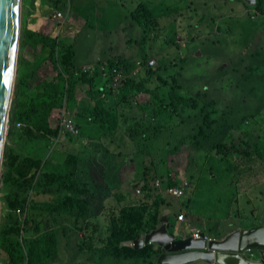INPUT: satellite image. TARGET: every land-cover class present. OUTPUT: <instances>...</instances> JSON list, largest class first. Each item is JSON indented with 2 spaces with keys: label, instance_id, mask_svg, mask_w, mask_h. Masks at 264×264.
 I'll use <instances>...</instances> for the list:
<instances>
[{
  "label": "crops",
  "instance_id": "crops-1",
  "mask_svg": "<svg viewBox=\"0 0 264 264\" xmlns=\"http://www.w3.org/2000/svg\"><path fill=\"white\" fill-rule=\"evenodd\" d=\"M126 2L127 0H94L93 5L88 10H84L85 18L80 14H73L71 18H74L79 27L83 28L87 23L101 19V15H104V19L108 20L111 14L119 13ZM139 2L142 1H138L135 8ZM61 3L65 5L63 0ZM199 4L203 5V8H200ZM54 5L55 0H22L24 33L26 32L28 36H32L34 32L41 33L40 30L31 26L33 23L41 21L38 15L42 10H51ZM55 8L57 5L53 10ZM185 8L188 13H185ZM151 9L158 16V27L154 31H158L161 37H163V31L160 28H163V25L160 20H172L177 17V26L182 20L188 21L189 31L188 34H184V37L188 38L185 39V46L192 47L194 58L201 57L204 50L209 51L211 45L218 42L212 41L217 35L224 39L223 44L218 47V55L206 64L208 73L212 76L206 77L201 86L189 84L185 88L177 75L169 83L163 81L162 76H159V79L156 75L148 76L150 91H140L141 93L135 95L134 98L138 99L135 105L128 101L116 103L115 95L106 93H103L97 102L96 98H92L87 92L89 85L87 83L80 84L78 98L85 100L89 97V105L96 108L98 116L106 120L111 118L112 121L104 126L94 121L89 115L83 114L86 112L80 111V114L73 115L78 123L80 134L77 136L67 134L58 145L67 148L68 154H76L74 161L77 177L76 193L84 199V203L87 205V214L76 216L69 210H62L60 214L53 213L55 216L49 217L48 220L47 217L45 218L47 220L45 227L56 228L57 232V253L52 257L59 254V241H61L64 260L76 261V264H101L99 258L111 256L120 261L133 260L136 263L163 264L157 261V257L153 262H149L145 258H119L105 253V240L114 213L127 207L150 206L154 198L159 200L160 195L166 193L163 185L168 170L176 184H179L184 178L190 179V185L185 189V195L183 194L182 198L165 194L166 200L162 202V204L169 203L163 206L162 215L167 216L168 230L176 233L177 237L186 236L192 233L193 229L204 230L211 237H224L236 228L256 224L258 214L264 208V9L257 11L253 5L244 0L188 1L183 8L177 7L176 4H169L167 10L162 8L159 14L153 8ZM36 10L38 11L37 15ZM250 11L253 14L246 15ZM195 16L198 17L195 18ZM206 16L212 18V27L208 26ZM218 16H222L223 21L220 25L215 26ZM129 20L132 23L123 25L120 28L121 33L116 36L117 49L111 46L101 53L95 51L91 58L76 64L120 56L135 60H147L154 57L158 65L160 61L157 57V53L160 52L157 49L158 40L154 41L155 48L152 52L141 48L147 42L143 36V28L131 16V13ZM55 23L53 19V25ZM129 26L131 29H136L139 36L129 35ZM111 28L103 29V35L107 39L113 37ZM214 29L217 30L216 36L208 40L207 38L213 34ZM43 33L51 34L46 31ZM66 35L72 36V39L75 37V33ZM198 37L200 40L197 39ZM34 39L39 45V38L34 36ZM133 39H135L134 45L132 44ZM207 40L208 42H204ZM140 42L142 45L139 47L137 45ZM151 45L153 46V44ZM176 48L178 53L172 60L178 62L167 66L179 64L181 58H183L181 62L185 63L183 53L179 50L180 45H177ZM168 62L170 63L171 60ZM208 64L211 65L209 68ZM42 67L43 65L39 69L42 70ZM46 67L45 64L44 68ZM163 69L167 70V68ZM159 71L158 73H160ZM179 94L194 96L199 105L206 102L205 100L214 103L211 110L213 124L209 123L210 127H205L200 135L199 124H202L200 122L202 115L199 114L200 108L197 107V102L190 101L189 104L175 111L178 106L175 105V102L182 100ZM145 99L148 101L147 104L143 101ZM167 107H170L169 110ZM176 116L181 119L177 124H172V119ZM181 127L190 131L196 130L195 135L192 140L185 143L181 154H175L174 162L171 161L167 168L161 167L158 163L159 158L155 156L157 151L145 153L143 148L147 144L137 138V135L141 133L146 140L152 138L159 140V135L169 131L174 132L176 128ZM20 140V136L16 134L11 136L8 132L6 138L8 143L18 148ZM244 140L251 141L257 149L245 146V149L252 152L249 156L243 152H237L227 158L222 147H218L219 151L214 148L217 143L243 144ZM176 145L177 140L174 146ZM122 147L123 149H121ZM188 149L190 153L186 156L185 163L180 162ZM202 151L205 152L203 161H210L211 164L207 168L200 167L197 172L196 159ZM59 156L60 154L57 153L54 157L55 165L60 160ZM145 157L149 162L146 163ZM163 163H165L164 159ZM218 174L222 178L220 184L211 186L207 183V178H216ZM155 177L163 179L161 188H156L153 185ZM146 180H150L149 184H144ZM139 186L142 190L140 193L135 191V188ZM209 187L221 191L227 188L234 189L229 198V210L222 219L212 212L209 215H202L193 208L189 209V204L186 205L183 201L189 190L192 196L188 199L189 203L192 199L197 202L201 201L204 190ZM239 189H242L247 195V203H251L254 199L253 210L245 212L239 205ZM150 190L156 191L155 197H150ZM33 192L30 204L26 209H29L31 219H33L32 214L36 212L51 213L50 206H46V203L50 200L49 197L52 198V194L55 193L50 191ZM181 210L185 212V215L183 219L179 220L177 215ZM57 215L62 223L54 222L58 221L56 220ZM35 220L40 221V219ZM38 224L36 223L35 226L30 223L29 232H25V236H34ZM57 226L61 228L57 230ZM1 256L8 259L7 254H1ZM2 261L5 262L3 258ZM186 264L207 263L199 259Z\"/></svg>",
  "mask_w": 264,
  "mask_h": 264
},
{
  "label": "trees",
  "instance_id": "trees-1",
  "mask_svg": "<svg viewBox=\"0 0 264 264\" xmlns=\"http://www.w3.org/2000/svg\"><path fill=\"white\" fill-rule=\"evenodd\" d=\"M253 6L257 11L263 10L264 0H257ZM131 16L145 28L146 34L149 30L158 27V16L145 3L139 2L135 10L131 12ZM34 36L39 38L38 46L40 47V51L34 59L37 66L30 71L22 72L18 79L19 96L15 101V107H13L12 119L14 122L20 121L22 124L17 127L16 123H13L10 129L11 136L16 134L21 137V140L24 136L32 140L37 135L43 139L56 136L59 126L50 127V117L53 112L63 105L77 115L81 113L80 111L86 112L83 114L89 115L94 121L106 126L112 119L100 118L96 108L89 105V97L85 100L78 98L81 83L89 85L87 92L92 98H96L97 102H99L101 95L106 93L114 94L117 100L116 103L128 101L130 104L135 105L138 101L134 98L135 95L150 91L149 78L147 77L156 75L159 79V76H161L158 73L159 70L178 62L171 60L170 63H166L165 59L161 58L159 64L155 65L156 67L146 66L139 75L124 77L114 86L111 80L113 69L116 67L130 73L135 66V59L111 56L106 60L101 59L91 62L94 64L91 69H83L81 68L82 64L77 65L75 63L76 50L71 38L37 32L32 33L33 38ZM45 64L47 65L46 68H44ZM40 65H43L42 70L39 69ZM101 65L105 67L106 76H104ZM53 69L56 70L55 78L50 75ZM173 77L174 75L162 76V80L169 83ZM179 97H182V100L175 102V105H178L175 111L189 104L190 101L197 102V107L200 108L199 114L202 115L200 120L202 124H199L200 135L205 127H210L209 123L213 124L211 110L214 103L204 99L206 102L199 105L194 96H181L179 94ZM143 101L145 104L148 102L147 99ZM169 108L167 107L168 110ZM71 117L75 120L74 116L71 115ZM195 131L182 127L176 128L174 132L169 131L168 135L176 136L177 139V145L172 147L171 151H178L183 144L192 140ZM79 134L80 131L77 134L68 133L69 136ZM180 134H182L181 137ZM245 146L255 148L254 144L248 140H244L243 144L217 143L214 148L219 151L218 147H222L225 157L229 158L231 154L237 152H243L247 156L251 155L252 152L245 149ZM19 147L8 145L6 148L7 168L3 174L2 190L6 201L7 215L0 226V248L7 253L9 264H41L57 253L58 238L56 228L49 229L45 227L43 229L44 226L41 224H38L36 231L34 230L36 232L34 236H25V232H29L30 223L35 224V226L36 223H40L35 219H31L30 212L28 216L26 214L23 217L29 206L30 190L32 189L36 193L50 190L57 191L54 200L46 201V206H50L49 209L52 211V215L55 213L60 214L62 210H69L70 213H74L76 216L86 215L87 205L84 203V199L76 193L77 177L76 164L74 163L76 154H67L60 158L55 165L54 157L37 156V148L31 150L29 148V151L28 149L23 151ZM255 150L257 149L255 148ZM174 180L168 170L163 187L167 188L169 185L175 184ZM149 182L150 180H146L144 184H149ZM60 192L63 194L60 195ZM165 194L167 193L161 194L159 200L154 198L150 206L127 207L114 213L105 240V253L119 258L140 257L153 262L161 250L158 245L149 242L135 248L127 241L134 240L138 235L149 232L158 226L163 214V206L169 204H162L166 200ZM155 196L156 191L150 190V197ZM18 208L23 211V219L16 212Z\"/></svg>",
  "mask_w": 264,
  "mask_h": 264
},
{
  "label": "rangeland",
  "instance_id": "rangeland-1",
  "mask_svg": "<svg viewBox=\"0 0 264 264\" xmlns=\"http://www.w3.org/2000/svg\"><path fill=\"white\" fill-rule=\"evenodd\" d=\"M63 1L65 2V5L61 3V0H58V1L55 0L54 7H56L57 5V6L63 7V8L57 7L58 9L68 10V17L71 19L73 27L68 28L67 31H63L62 36L69 37L72 39V36H67L66 34L71 35L75 33V37L72 39V41L74 43L75 50H76V55H75L74 60H75V63H78L87 58H91V56L93 55L95 51H99L101 53V52H104V50L107 49V47H111V46L113 48L116 47L117 49L118 42L116 40V36L117 34L121 33L120 28L123 25L132 23L129 20V16H130V13L135 10V6L138 1L145 2L148 6L153 8L159 14L162 8H164V10L166 11L169 4L171 5L176 4L177 7L183 8L184 5L188 1L198 2L199 0H127L126 5L121 9V11L116 14H111L108 20H105L104 15H101V19L93 20L92 23H87L86 26L83 28H80L79 24L76 23L74 21V18H71V17H73V14L75 15L80 14L81 16H83L84 10L85 9L88 10L93 5L94 0H63ZM52 4L54 3L52 2ZM198 6L200 8H203V5L201 4H199ZM53 8H51V10L49 9L42 10L40 12V15H38L41 21L40 22L37 21L33 23L31 27L36 30H40L41 33H43V31H46L48 33L55 35L56 28H55V25H53V19L51 18ZM186 9L187 8H185V13H188L186 12ZM223 12H225V10H223ZM37 13L38 11L36 10V15ZM248 14H253V12L250 11V13H246V15ZM196 17L198 16H195V18ZM205 18L208 20V26L212 27L213 26L212 18L210 16H206ZM177 21H178L177 17L172 18V20H160L161 24L163 25V28H160L163 31V37L159 35L158 31H154V29H152L151 31L149 30V32H147L146 34L145 28L142 27L144 31L143 36L145 37V40H147V42L141 48H144L147 52H152L153 48H155L154 41L158 40L159 45H157V49L160 50V52L157 53L158 60L163 58L165 59V62L167 63L168 61L172 60V58L178 53V49L176 47L177 45H180L181 51L183 53V57L185 59V63L181 62L182 61L181 60L179 64H176L174 66H167V70L161 69L159 71L161 76H170V75L176 76L177 75L178 79L183 83L184 88L188 87L189 84H192L194 86H201L203 80H205L206 77L212 76L211 74L208 73L209 70L207 69L206 64L207 62H211L212 60H214V57L218 55V47L220 44H223L224 39L221 38L219 35H217V37L212 41H218V42L211 45L209 51L204 50V54L201 57L194 58V55L192 54V47H190V45L188 47L184 45V39L186 40L188 39L187 37H184V34H188V31H189V29L187 28L188 21L182 20L179 22L178 26L176 25ZM222 21H223V17L218 16L216 18L215 26L220 25ZM193 23H194V20H193ZM105 28H108V29L111 28L112 30L111 35L113 37L108 38L111 41H109L103 35L104 34L103 29ZM24 29H25V25H23L22 21L20 23V19H19L18 41H17V50H16V57H15L16 71H15V75L13 78V86L11 90L12 101H11V108H10V112H9V116L7 120V133L5 134L6 138L8 136V132H10L12 124L15 123L14 120L12 119V115L14 114L13 107H15V104H16L15 101L19 96L18 79L22 72L30 71L36 67V62L34 61V59L40 51V47L37 45L35 39L32 36H28L26 32L24 33ZM216 33H217V30L214 29L213 34L207 39L210 40L214 38L216 36ZM129 35L135 36V37L139 36L136 33V29H131V26H129ZM197 39L200 40L199 37ZM134 40L135 39H133L132 41L133 45H134ZM208 40L204 42H208ZM150 43L153 44V46ZM141 45L142 43L140 42L137 46L140 47ZM102 59L105 60V58H102ZM210 66L211 65L208 64V68ZM55 72L56 70L53 69L50 75H53V74L55 75ZM58 109L57 111L53 112L51 115L50 122H49L50 127H56L58 125V119H57L58 112H59ZM182 114H184V112H182ZM180 119L181 117H178V116L174 117L172 119V124H177ZM252 119L255 120L256 118H252ZM181 136L182 134H180V137ZM175 137L176 136L168 135V133H163L159 135V140H157L156 138L146 140L141 135V133L137 135V138L140 141L142 142L144 141L147 144L143 148L144 152L153 153L154 150L157 151L155 156H158L159 158L158 163L160 164L161 167H165V168H167V166L171 164L170 163L171 161L174 162V156L176 153H179V154L182 153V150L185 145L183 144L179 148V150L176 152L171 151L172 147L175 145V142L177 140ZM20 142L21 143L19 144L20 146L19 149L23 151H26V149H28L29 151V148L30 150L31 148L33 149L37 148L36 149L37 156H41L45 158H47L48 156L55 157L56 154L59 153L60 154L59 158H62L68 154L67 148L58 146L62 141L61 142L56 141V136H50L49 138L45 137L43 139L37 135V137L34 138L33 140L28 139L27 137L24 136L22 137V140H20ZM163 144L165 148L163 147ZM8 145H11V144L5 141V150H4L3 160L1 163L3 174L7 168L5 154H6V148ZM121 149H123V147ZM189 153H190V150L188 149L187 152L184 154V157L180 159V162L185 163L186 156H188ZM202 158H205L204 151H202L196 159L197 172L199 171L200 167L207 168L211 164L210 161L204 162ZM163 159L165 163H163ZM147 162L149 161L146 158V163ZM154 162H156L155 159H154ZM249 178H251V176H249ZM206 180H207V183L210 184L211 186H217L218 184L221 183L222 178H221V175L218 174V177L212 178V179L207 178ZM2 187H3V183L0 186V226L2 222L5 220V217L7 215V206H6V201H5L4 192L2 190ZM233 190H234L233 188H227L221 191V190H217L216 188L209 187L204 190L203 198L201 201L197 202L194 199H192L190 203L188 202V199H190L192 196L189 190L187 197L184 198L183 201H185L186 205L189 204V209L193 208L196 212L202 215H209L212 212L214 213V215L222 219L226 216V213L229 210V198ZM50 192L55 193V194H52L53 195L52 198L49 197L50 200H54L56 198L55 196L57 194V191L50 190ZM60 195H61V192H60ZM218 198H220V201H218ZM239 199H240L239 205L244 209L245 212H249L253 210L254 199L252 200L251 203H247V195L242 191V189H239ZM28 210H25L24 216H23V211L16 210V212L19 214V217L23 219V217H25L26 214L27 216L29 215ZM53 216L55 215H52L50 212L48 213V212H43V211L32 214V218L40 219L39 224L43 225L44 227L47 225L48 218L53 217ZM57 216L58 217L56 220H58V222L57 221H54V222L62 223L60 222L59 215ZM46 217H47V220H45ZM58 228H61V227L57 226V230H59ZM58 251H59V254H57L55 257L47 259L41 264H55L56 262L58 264H76V261L64 260V257L62 256L63 247H62L61 241H59ZM1 254H7V253L4 250H2V248H0V264H9L8 259H6L4 256H1ZM2 258L5 262L2 261ZM98 260H100L101 264H145L143 262L136 263L133 260L120 261L119 259H116L115 257H112V256L111 257H101Z\"/></svg>",
  "mask_w": 264,
  "mask_h": 264
},
{
  "label": "water",
  "instance_id": "water-1",
  "mask_svg": "<svg viewBox=\"0 0 264 264\" xmlns=\"http://www.w3.org/2000/svg\"><path fill=\"white\" fill-rule=\"evenodd\" d=\"M244 1L250 5L257 2ZM21 3L22 0H0V186L3 183L1 163L16 71L19 19L20 23L22 21ZM257 221L249 227L236 228L224 237L208 236L204 230H199V236L195 237L194 229L186 236L177 237L176 233L168 230L167 216L162 215L160 225L127 242L138 248L154 242L161 249L157 261L163 264H186L199 259L207 264H264V208Z\"/></svg>",
  "mask_w": 264,
  "mask_h": 264
},
{
  "label": "built area",
  "instance_id": "built-area-1",
  "mask_svg": "<svg viewBox=\"0 0 264 264\" xmlns=\"http://www.w3.org/2000/svg\"><path fill=\"white\" fill-rule=\"evenodd\" d=\"M52 18L55 20V28H56V34L58 36H62L63 31H67L68 28H72L73 24L71 19L68 17V10L65 9H54L52 12ZM184 45H185V39H184ZM181 50V48H180ZM157 64V60L154 57L148 58L147 60H142V59H136L135 60V66L134 68L129 72H124L120 68H114L113 69V74L111 76V80L113 81V85H117L118 82L124 78L128 77L129 75H139L146 66L149 67H154ZM94 67V64L89 62L81 65V68L83 69H91ZM102 70H104V76L107 75V72L105 71L104 65H101ZM71 115H75L73 112H71L69 109L66 108V106H62L58 112V126H59V133L56 137V140H60L61 138L65 137V133H72V134H77L79 133L80 129L78 124L75 122V120L71 117ZM17 126H20L22 122L17 121L15 122ZM41 170V168H40ZM153 185L157 188H161L163 185V179L160 177H155L153 179ZM190 185V179L189 178H184L181 180L179 184H173L169 185L167 188H165V191L167 194L174 196L176 198H180L183 196L185 189ZM32 189L29 192V198H28V205L31 201V196H32ZM135 191L140 193L141 187H136ZM19 210V208L17 209ZM185 212L181 210L178 215L177 219L181 220L184 218ZM193 235L195 237L199 236V230H195ZM210 238V237H209Z\"/></svg>",
  "mask_w": 264,
  "mask_h": 264
},
{
  "label": "flooded vegetation",
  "instance_id": "flooded-vegetation-1",
  "mask_svg": "<svg viewBox=\"0 0 264 264\" xmlns=\"http://www.w3.org/2000/svg\"><path fill=\"white\" fill-rule=\"evenodd\" d=\"M60 110V109H59ZM57 119H58V116H57ZM58 133H59V131H58ZM58 135V134H57ZM57 135H56V137H57ZM65 136H67V133H65ZM63 140V138H61L60 140H56V141H58V142H61Z\"/></svg>",
  "mask_w": 264,
  "mask_h": 264
},
{
  "label": "clouds",
  "instance_id": "clouds-1",
  "mask_svg": "<svg viewBox=\"0 0 264 264\" xmlns=\"http://www.w3.org/2000/svg\"><path fill=\"white\" fill-rule=\"evenodd\" d=\"M194 233V232H193Z\"/></svg>",
  "mask_w": 264,
  "mask_h": 264
}]
</instances>
